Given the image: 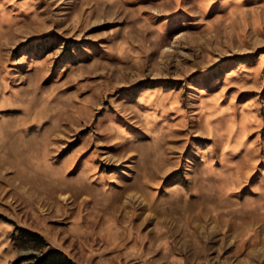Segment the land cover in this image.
Here are the masks:
<instances>
[{
    "label": "rangeland",
    "instance_id": "obj_1",
    "mask_svg": "<svg viewBox=\"0 0 264 264\" xmlns=\"http://www.w3.org/2000/svg\"><path fill=\"white\" fill-rule=\"evenodd\" d=\"M0 264H264V0H0Z\"/></svg>",
    "mask_w": 264,
    "mask_h": 264
}]
</instances>
